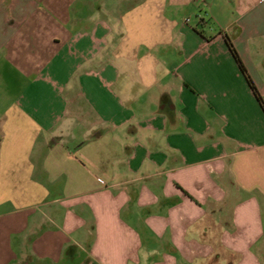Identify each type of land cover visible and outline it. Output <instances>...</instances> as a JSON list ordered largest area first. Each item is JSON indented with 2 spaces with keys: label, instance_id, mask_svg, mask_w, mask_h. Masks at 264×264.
<instances>
[{
  "label": "crops",
  "instance_id": "obj_1",
  "mask_svg": "<svg viewBox=\"0 0 264 264\" xmlns=\"http://www.w3.org/2000/svg\"><path fill=\"white\" fill-rule=\"evenodd\" d=\"M195 1L0 0V264H264V0Z\"/></svg>",
  "mask_w": 264,
  "mask_h": 264
},
{
  "label": "rangeland",
  "instance_id": "obj_2",
  "mask_svg": "<svg viewBox=\"0 0 264 264\" xmlns=\"http://www.w3.org/2000/svg\"><path fill=\"white\" fill-rule=\"evenodd\" d=\"M209 3V2H207ZM194 5L196 7H190L189 9L185 10L184 12L180 11V14L182 15V21L188 24L189 26L197 27L198 26V18L207 17L210 14V10L202 5V2L199 0H196L194 2ZM207 33V32H206ZM21 82H19L20 84ZM25 82L23 81V84ZM18 84V86H19ZM16 87V88H15ZM14 87V89H11L9 86V83L3 80H0V115L4 113L5 110H7L8 106L10 105L12 101V93H15V89H17V85ZM12 131V130H11ZM7 174L5 173V170H0V181L3 182V184L6 183ZM8 194L1 193L0 192V201L4 200Z\"/></svg>",
  "mask_w": 264,
  "mask_h": 264
},
{
  "label": "trees",
  "instance_id": "obj_3",
  "mask_svg": "<svg viewBox=\"0 0 264 264\" xmlns=\"http://www.w3.org/2000/svg\"><path fill=\"white\" fill-rule=\"evenodd\" d=\"M225 39H226V41H227V43H228V45H229V48H230V50H231V52H232V54H233L235 60L237 61L238 65H239L241 71H242L243 74L245 75L247 82L249 83L251 89L253 90V93L255 94V96L258 98V100H259V101L261 102V104L263 105L262 99H261V97H260V95H259V93H258V91H257V89H256V87H255V85L253 84L252 80L249 78V75H248V73H247V71H246V69H245L243 63H242V61L240 60L239 56L237 55L235 49L233 48V46H232V44H231L229 38H228L227 36H225ZM263 107H264V105H263Z\"/></svg>",
  "mask_w": 264,
  "mask_h": 264
}]
</instances>
